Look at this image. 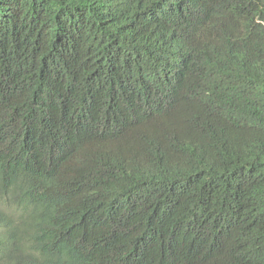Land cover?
Wrapping results in <instances>:
<instances>
[{
	"label": "trees",
	"instance_id": "1",
	"mask_svg": "<svg viewBox=\"0 0 264 264\" xmlns=\"http://www.w3.org/2000/svg\"><path fill=\"white\" fill-rule=\"evenodd\" d=\"M0 264H264V0H0Z\"/></svg>",
	"mask_w": 264,
	"mask_h": 264
}]
</instances>
